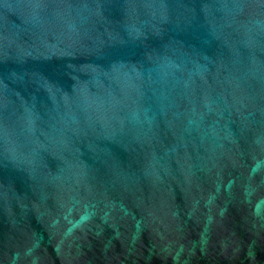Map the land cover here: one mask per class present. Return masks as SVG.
I'll return each instance as SVG.
<instances>
[{"label":"water","instance_id":"water-1","mask_svg":"<svg viewBox=\"0 0 264 264\" xmlns=\"http://www.w3.org/2000/svg\"><path fill=\"white\" fill-rule=\"evenodd\" d=\"M0 264H264V0H0Z\"/></svg>","mask_w":264,"mask_h":264}]
</instances>
